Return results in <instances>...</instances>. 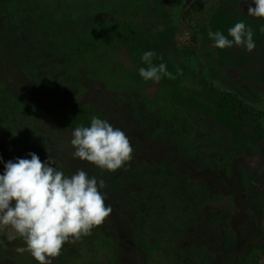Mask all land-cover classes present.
<instances>
[{
  "label": "trees",
  "instance_id": "16d2710c",
  "mask_svg": "<svg viewBox=\"0 0 264 264\" xmlns=\"http://www.w3.org/2000/svg\"><path fill=\"white\" fill-rule=\"evenodd\" d=\"M203 2L209 6L198 7ZM168 3L172 7L171 14H177L189 31L191 23L196 25L203 21V27L197 33L192 32L191 41L197 45L198 36L202 52L205 51L202 55L206 57L208 50L214 54V60L205 64L206 67L193 60L192 57H196L194 49L182 48L176 50L178 54L175 52V27L170 25ZM248 6L245 0H151V4L146 0H0V20L2 31L12 37L14 50L24 54L20 64L26 76L34 84H41L43 95L49 101L51 118L62 131L90 126L93 116L105 119L96 111L88 110L86 105L75 108L71 98L62 97L67 88L76 89V96L81 94L80 84L84 78L97 80L106 91L122 93L119 100L128 104L131 119L143 137L166 141L178 158L191 161L197 169L212 176L220 187L236 179L233 182L238 187L234 192L241 198L248 195L249 204L258 212H264V189L259 190L254 183V172L242 173L234 161L241 154L250 155L251 147L259 143H262L261 153L264 155V113L255 110L256 99L250 100L251 94L257 93L259 88L255 84L251 90L247 87L231 88L225 72L231 69L240 72L249 65L261 66V75L241 76L240 82L259 79L264 83V19L248 16ZM251 6L255 7L254 4ZM151 10L160 22L159 30L146 23ZM203 12L207 17H202ZM240 21L253 32L255 48L251 55L242 54L246 50L243 46L213 47L214 41L208 38L209 29L227 36L228 29ZM118 51L128 56L129 67L115 60ZM147 51L156 54L153 65L165 64L175 78L163 77L158 84L146 82L139 75V69L148 67L141 59ZM187 61L194 62V68H199L196 82L205 92L202 96L182 87L184 78L191 71L184 64ZM204 68L206 70L202 72ZM221 70L225 72L223 79L219 77ZM115 78L120 84L116 80L119 85L112 86L111 81ZM122 83L125 84L123 87ZM151 83L156 85L157 91L148 99L144 91ZM24 107L20 98L11 96L4 89L0 79V136H3L0 148L5 141L4 135L8 140L15 132L17 134L8 148H13L17 141L32 140L37 155L42 158L43 137L33 131V112L31 109L27 112ZM180 125L184 128H179ZM208 126L211 128L207 130ZM194 130L201 136L196 137ZM18 136L21 138L17 140ZM128 163L123 171L112 173L88 163V176L95 177L97 182L103 180V191L117 193L126 186L122 202L127 201L135 210L144 228L148 225L146 233L149 231L148 235L156 237L147 251L157 249L162 241L171 244L180 229L193 223L194 217L200 218L199 214L206 213L210 224H217L224 244L233 245L234 232L227 225V216L216 217L214 212L217 208L214 204L225 198L219 188L203 180L190 183L187 176L178 175L174 168L162 161L143 166L134 163L131 168ZM261 176L264 179V173ZM130 182L136 183L138 188L132 190ZM226 193L228 204L217 209H230L232 194ZM140 204L147 209L140 211ZM100 243L105 245L102 241ZM194 254L196 262H200V254ZM262 255L263 237L258 243L245 245L242 264H259L258 256ZM204 260L206 258H201L202 262Z\"/></svg>",
  "mask_w": 264,
  "mask_h": 264
},
{
  "label": "rangeland",
  "instance_id": "374dc122",
  "mask_svg": "<svg viewBox=\"0 0 264 264\" xmlns=\"http://www.w3.org/2000/svg\"><path fill=\"white\" fill-rule=\"evenodd\" d=\"M146 1L151 4V0ZM185 2H189V0H185ZM207 6L209 5L204 2L198 5V7L202 8ZM166 9L170 15V25L175 27L173 36L175 52L178 54L179 51L176 50H181L182 48L194 49L196 57H191L196 60L197 64L206 67L210 61L214 60V54L208 50V53H205L206 57L202 55L205 51L202 52L201 41L198 36H196L198 39L197 45L194 46V42L191 41L192 32L197 33L198 29L203 27V21L201 20L196 25L191 23L189 31L188 27L181 23L177 14L174 16L171 14L172 7L170 3H168ZM148 13L146 18L148 26L154 27L156 30L161 29L155 13L152 10ZM202 17H207V14L203 12ZM2 30V20H0V79L3 80L4 89L11 96L22 100L27 112L30 109L32 110L33 131L43 137L42 158H52L55 167L58 170L61 168L66 176H71L78 169H82L88 174L89 164L86 161L73 159V148L70 144L73 130L62 131L56 126L51 118L49 101L44 97L43 89L39 86L41 84H34L32 79L26 76L24 68L20 64L24 54L17 53L14 50L12 37ZM186 53L189 54V51ZM242 54L249 56L251 52L243 50ZM205 58H208L209 61ZM115 60L124 67L130 66L128 56L123 51L116 53ZM192 63L194 62L187 61L184 63L191 71L184 78L182 87L190 93L202 96L205 92L196 82V72L199 68H194L196 64ZM205 70L204 68L202 72H205ZM262 70L261 66L249 65L245 66L240 72L239 70L234 72L233 69L225 70V72L227 82L231 88L244 89L247 87L251 90L254 84L257 85L259 90L254 95L251 94L250 100L255 101L254 99H256L255 110L264 113V83L259 79L256 82H240L241 76L252 77L256 73L259 76L262 74ZM225 72L221 70L219 77L225 78ZM103 79L107 81L106 77ZM116 80L118 81L117 78L111 81L112 86L117 85L118 82L120 84V80L118 82ZM214 85L218 84L215 82ZM156 88L155 84L151 83L148 85L144 91L145 97L148 99L153 98L157 91ZM219 88L224 89L222 86H219ZM80 89L82 93L76 96V89L67 88L62 93V97L64 99L71 98L75 108H81V106L86 105L88 110L96 111L103 115L105 117L104 120L127 135L133 147L132 159L127 164L128 167L131 168L134 163H141L143 166L146 164L154 165L162 161L174 168L178 175L187 176V180L190 183L203 180L212 187L219 188L225 194V198L221 203L214 204L217 208L220 205L228 204L229 197L226 192H231L230 209L223 211L219 207L214 212L216 217H220L223 214L227 216V225L234 232V243L231 247L224 244L221 232L216 228L217 224L211 225L208 218L209 214L206 213L199 214L201 215L200 218L194 217L193 223H187V227L180 229L178 231L179 235L172 240L171 244L162 241V244L157 249L147 251V248H150L149 245L153 243L152 239L156 237L148 235L149 231L146 233L145 229L148 228V225L144 228L145 225L141 220L137 219L135 210L130 207L127 201L122 202L121 198L124 189H126V186H123L117 193L100 189L101 194L104 196L105 205L112 208L110 216L106 218L103 225L94 228L91 235L83 237L75 243L65 244L60 256L53 261V264H242L245 245L247 243H258L261 237L264 238V212H258L254 206L249 204L246 200L248 195H244L241 198L234 192L236 191L235 188L238 187L233 182L236 179H233L232 183L229 182L225 186L220 187L221 185L215 182L212 176L203 170L197 169L191 161L178 158L166 141H151L143 137L131 119L128 104L119 100V95H122V93L119 92L117 94L106 91L101 82L85 78L80 84ZM131 97L134 96L132 95ZM263 121L260 120L259 122ZM179 128L183 129L184 127L180 125ZM210 128L208 126L207 130ZM209 132L212 131L210 130ZM193 133L196 137L201 136L197 130H194ZM12 134V138L8 140V136L4 135L5 141L2 145L3 147L0 148V175L4 173V164L8 161L15 162L18 158L30 159L29 153L38 154L32 140L22 143L17 141L13 148H8L17 133L12 132ZM2 137L0 136V140ZM20 138L18 136L17 140ZM261 145L262 143L254 145L250 149V155L241 154L238 156V160H234L237 162V166L240 167L239 169H242V173L254 172V176H256L254 183L259 190L264 189V179L261 176L264 173V155L261 153ZM195 149L197 150L196 147ZM210 154L208 153L209 156ZM124 169L125 166L117 171H123ZM97 183L99 186V182ZM129 185L132 190L138 188L134 182H130ZM138 208L140 211L147 209L142 204ZM101 241L105 245L101 246ZM24 246V242L21 239L9 241L6 232H0V264H38L29 253H17L16 248ZM194 253L200 254V262H196ZM201 258H206V260L202 262ZM258 263L264 264L263 255L258 256Z\"/></svg>",
  "mask_w": 264,
  "mask_h": 264
},
{
  "label": "clouds",
  "instance_id": "9594fccd",
  "mask_svg": "<svg viewBox=\"0 0 264 264\" xmlns=\"http://www.w3.org/2000/svg\"><path fill=\"white\" fill-rule=\"evenodd\" d=\"M247 15L264 19V0H245ZM254 4L255 7H252ZM228 37H231L229 39ZM213 47L226 49L243 46L248 52L255 48L253 32L243 21L228 29V35L209 29ZM156 54L145 52L141 59L148 67H141L139 75L147 82L159 83L163 77L175 78L166 65H153ZM73 159L86 161L106 172H116L132 159L133 147L127 135L108 121L93 116L90 126L73 130L70 141ZM30 159L18 158L4 164L0 175V232L7 239H21L24 247L17 253H29L38 264H53L67 243H75L89 236L110 216L100 189L104 181L78 169L71 176L54 166L52 158L41 162L35 153Z\"/></svg>",
  "mask_w": 264,
  "mask_h": 264
}]
</instances>
